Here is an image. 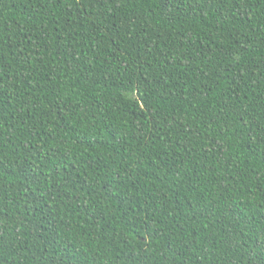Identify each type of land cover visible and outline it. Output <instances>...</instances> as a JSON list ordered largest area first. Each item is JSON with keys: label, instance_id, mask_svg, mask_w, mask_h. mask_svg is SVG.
Instances as JSON below:
<instances>
[{"label": "trees", "instance_id": "16d2710c", "mask_svg": "<svg viewBox=\"0 0 264 264\" xmlns=\"http://www.w3.org/2000/svg\"><path fill=\"white\" fill-rule=\"evenodd\" d=\"M0 264H264V0H0Z\"/></svg>", "mask_w": 264, "mask_h": 264}]
</instances>
